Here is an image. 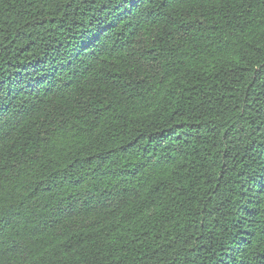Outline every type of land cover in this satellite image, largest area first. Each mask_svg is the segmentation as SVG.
Listing matches in <instances>:
<instances>
[{"label": "trees", "instance_id": "trees-1", "mask_svg": "<svg viewBox=\"0 0 264 264\" xmlns=\"http://www.w3.org/2000/svg\"><path fill=\"white\" fill-rule=\"evenodd\" d=\"M0 264H264V0H0Z\"/></svg>", "mask_w": 264, "mask_h": 264}]
</instances>
